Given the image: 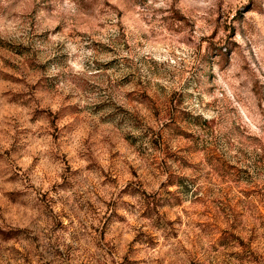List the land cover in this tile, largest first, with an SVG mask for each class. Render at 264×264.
Returning a JSON list of instances; mask_svg holds the SVG:
<instances>
[{
  "label": "rangeland",
  "instance_id": "rangeland-1",
  "mask_svg": "<svg viewBox=\"0 0 264 264\" xmlns=\"http://www.w3.org/2000/svg\"><path fill=\"white\" fill-rule=\"evenodd\" d=\"M0 264H264V0H0Z\"/></svg>",
  "mask_w": 264,
  "mask_h": 264
}]
</instances>
